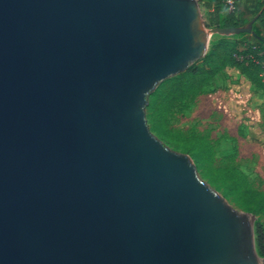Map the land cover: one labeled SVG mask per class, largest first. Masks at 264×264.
<instances>
[{
	"label": "water",
	"instance_id": "95a60500",
	"mask_svg": "<svg viewBox=\"0 0 264 264\" xmlns=\"http://www.w3.org/2000/svg\"><path fill=\"white\" fill-rule=\"evenodd\" d=\"M257 20L206 30L199 0H0V264H264L255 216L146 117L214 33Z\"/></svg>",
	"mask_w": 264,
	"mask_h": 264
},
{
	"label": "trees",
	"instance_id": "16d2710c",
	"mask_svg": "<svg viewBox=\"0 0 264 264\" xmlns=\"http://www.w3.org/2000/svg\"><path fill=\"white\" fill-rule=\"evenodd\" d=\"M207 9H212L211 22L217 27H241L248 23L236 9L230 10L228 0H201ZM259 14L254 25V35L239 34L222 36L212 41L207 55L200 64L163 82L151 95L149 109L154 116L186 100L199 95L226 67H234L247 76L251 83L264 93V1L257 6ZM153 130L169 139L162 120L153 118ZM177 147L189 154L203 169V177L221 190L239 208L257 217V251L264 258V191L253 187L243 171L238 168L214 170L209 164L214 158L212 144L198 136L183 137Z\"/></svg>",
	"mask_w": 264,
	"mask_h": 264
},
{
	"label": "rangeland",
	"instance_id": "374dc122",
	"mask_svg": "<svg viewBox=\"0 0 264 264\" xmlns=\"http://www.w3.org/2000/svg\"><path fill=\"white\" fill-rule=\"evenodd\" d=\"M263 1L235 0L234 4H228V6L230 10L236 9L241 12L249 23L259 16L257 6ZM199 7L204 28L206 30L217 28L211 22L212 9H207L201 0H199ZM220 37L222 35L214 33L210 42L212 43ZM200 62L198 61L194 65H198ZM229 101L230 98L228 97L212 96L206 93L202 98L197 95L194 99L180 102L166 111L163 109L156 116L147 106L146 117L152 133L171 150L187 154L177 147V142L181 138L193 135L206 138L212 144L214 151V158L209 164L210 168L214 170L238 168L245 173L254 188L264 191V108L262 113L255 111L249 117L247 114L250 111L247 112L243 105H237L236 102H233L235 105L231 109L230 107L227 108L228 103L226 102ZM232 114L239 116L234 117ZM154 117L157 120H162L164 131L169 133V139L164 138L152 129ZM245 120H251L252 122L250 131L246 130ZM191 159L198 175L204 182L222 195L228 204L236 210L248 213L239 208L221 190H218L208 179L203 177V169L192 157ZM256 219L255 216L254 223Z\"/></svg>",
	"mask_w": 264,
	"mask_h": 264
},
{
	"label": "crops",
	"instance_id": "0c3cea01",
	"mask_svg": "<svg viewBox=\"0 0 264 264\" xmlns=\"http://www.w3.org/2000/svg\"><path fill=\"white\" fill-rule=\"evenodd\" d=\"M257 26H261L260 22H257ZM211 94L212 96H222L224 98H230L227 108L237 105H243L249 117L252 116L253 112H263L264 93L258 90L249 80L247 76L241 73V71L234 67H226L221 71L211 83L204 88L199 94L202 98L204 94ZM249 110V111H248ZM233 112V111H231ZM233 115V114H232ZM238 117L239 115H233ZM247 124L246 130H251V120L244 121Z\"/></svg>",
	"mask_w": 264,
	"mask_h": 264
},
{
	"label": "built area",
	"instance_id": "2783aa9c",
	"mask_svg": "<svg viewBox=\"0 0 264 264\" xmlns=\"http://www.w3.org/2000/svg\"><path fill=\"white\" fill-rule=\"evenodd\" d=\"M235 0H228L229 4H234Z\"/></svg>",
	"mask_w": 264,
	"mask_h": 264
},
{
	"label": "bare ground",
	"instance_id": "6f19581e",
	"mask_svg": "<svg viewBox=\"0 0 264 264\" xmlns=\"http://www.w3.org/2000/svg\"><path fill=\"white\" fill-rule=\"evenodd\" d=\"M209 36H210V34H209ZM208 39H209V37H208ZM249 216V215H248ZM250 217V219H252V217L251 216H249Z\"/></svg>",
	"mask_w": 264,
	"mask_h": 264
}]
</instances>
